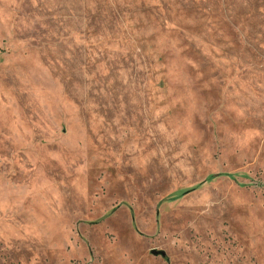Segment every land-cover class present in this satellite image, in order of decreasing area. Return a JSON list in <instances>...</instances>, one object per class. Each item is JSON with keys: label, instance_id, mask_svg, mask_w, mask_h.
Returning a JSON list of instances; mask_svg holds the SVG:
<instances>
[{"label": "rangeland", "instance_id": "1", "mask_svg": "<svg viewBox=\"0 0 264 264\" xmlns=\"http://www.w3.org/2000/svg\"><path fill=\"white\" fill-rule=\"evenodd\" d=\"M0 264H264V0H0Z\"/></svg>", "mask_w": 264, "mask_h": 264}, {"label": "trees", "instance_id": "2", "mask_svg": "<svg viewBox=\"0 0 264 264\" xmlns=\"http://www.w3.org/2000/svg\"><path fill=\"white\" fill-rule=\"evenodd\" d=\"M222 175H224V176H228V177H233V175H230V174H222ZM213 177H215V175L213 176ZM211 178V176L209 177V179ZM183 194V193H182ZM181 194V195H182Z\"/></svg>", "mask_w": 264, "mask_h": 264}, {"label": "water", "instance_id": "3", "mask_svg": "<svg viewBox=\"0 0 264 264\" xmlns=\"http://www.w3.org/2000/svg\"><path fill=\"white\" fill-rule=\"evenodd\" d=\"M154 254L159 255V254H161V252L160 251H154Z\"/></svg>", "mask_w": 264, "mask_h": 264}]
</instances>
